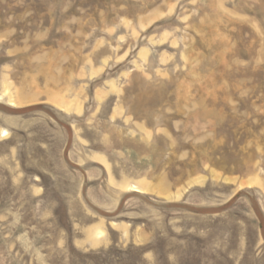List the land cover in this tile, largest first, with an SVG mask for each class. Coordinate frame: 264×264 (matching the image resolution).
I'll return each instance as SVG.
<instances>
[{"label":"rangeland","instance_id":"obj_1","mask_svg":"<svg viewBox=\"0 0 264 264\" xmlns=\"http://www.w3.org/2000/svg\"><path fill=\"white\" fill-rule=\"evenodd\" d=\"M5 67L0 264H264V0H0Z\"/></svg>","mask_w":264,"mask_h":264},{"label":"crops","instance_id":"obj_2","mask_svg":"<svg viewBox=\"0 0 264 264\" xmlns=\"http://www.w3.org/2000/svg\"><path fill=\"white\" fill-rule=\"evenodd\" d=\"M6 67L2 70L0 76V86L4 89L2 92L5 91V88L9 90L16 103L14 107L9 106L11 109L19 111L42 106L43 108H50L58 112L66 111L60 108L58 104L66 106L69 109L68 93L65 88L58 90L53 88L52 85L39 83L30 69H20L16 75L12 76L10 74L11 70L7 71ZM72 109H77V106H74Z\"/></svg>","mask_w":264,"mask_h":264}]
</instances>
